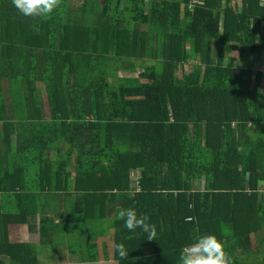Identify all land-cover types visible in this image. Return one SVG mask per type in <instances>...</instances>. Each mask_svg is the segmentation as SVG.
I'll use <instances>...</instances> for the list:
<instances>
[{
	"label": "trees",
	"instance_id": "16d2710c",
	"mask_svg": "<svg viewBox=\"0 0 264 264\" xmlns=\"http://www.w3.org/2000/svg\"><path fill=\"white\" fill-rule=\"evenodd\" d=\"M236 53L264 57V0H0V264H181L209 234L264 264V70Z\"/></svg>",
	"mask_w": 264,
	"mask_h": 264
},
{
	"label": "clouds",
	"instance_id": "9594fccd",
	"mask_svg": "<svg viewBox=\"0 0 264 264\" xmlns=\"http://www.w3.org/2000/svg\"><path fill=\"white\" fill-rule=\"evenodd\" d=\"M15 9L23 16L33 18L50 17L61 7L62 0H12ZM117 219L124 221V226L130 232L137 229L147 234V240H156V225L149 222L147 215H138L134 209H120ZM192 220L194 217H188ZM114 250L121 260L129 258V252L123 244H115ZM181 264H233V260L225 250L224 243L215 235H202L185 246L179 255Z\"/></svg>",
	"mask_w": 264,
	"mask_h": 264
},
{
	"label": "rangeland",
	"instance_id": "374dc122",
	"mask_svg": "<svg viewBox=\"0 0 264 264\" xmlns=\"http://www.w3.org/2000/svg\"><path fill=\"white\" fill-rule=\"evenodd\" d=\"M234 57H235V59H236V61H237V63H238V69L239 70H242V69H246V68H249V66L252 68V69H255L256 71L257 70H264V65L262 64V65H260L259 63H258V60L259 59H251L250 58V60H249V66L247 65V64H245L243 61H241V59L239 58V55L236 53V54H234ZM264 59V58H263ZM258 65L260 66V67H258ZM197 69V66H194L193 67V65H189V66H187L186 67V70L184 69V67L182 66L180 69H179V71H178V76L179 77H182L183 76V74L184 73H192V72H194L195 70ZM198 186H201L202 185V183H200V182H198V184H197ZM79 227L80 226H76L75 227V229H74V231L73 232H71V233H68V232H66L65 231V234H66V237L65 238H63V241H61L60 243H66V242H70V241H72V240H70L71 238H75L78 234H79V232H80V230H79ZM82 230L84 229L83 228V226L82 227H80ZM69 231H71L72 229H68ZM10 233H11V241L13 242V243H19V242H27V241H31V242H38V236H32V235H30V233H29V231H28V227H26V226H19V227H14V226H11L10 227ZM82 238V233H80V239ZM65 240V241H64ZM73 243L75 242L76 243V241H75V239L72 241ZM40 251H41V253H44V248H42V247H40ZM63 252V255H65V258L63 259L64 261H62V264H79L80 262L75 258V259H73V258H71L70 257V255H69V253H68V251H66L65 249H64V251H62ZM53 253L51 252H49L48 253V255L45 257V258H43V254H42V257L41 258H43V262H44V264H50V262L52 261V255ZM71 260H76V262L75 261H73V262H71ZM97 264H116L113 260H111L110 262H105V261H103V262H100V263H97Z\"/></svg>",
	"mask_w": 264,
	"mask_h": 264
},
{
	"label": "crops",
	"instance_id": "0c3cea01",
	"mask_svg": "<svg viewBox=\"0 0 264 264\" xmlns=\"http://www.w3.org/2000/svg\"><path fill=\"white\" fill-rule=\"evenodd\" d=\"M264 58V57H263ZM263 58H259V60H258V63L260 64V65H264V59ZM253 59H255V58H253ZM257 59V58H256ZM258 67H260L259 65H258ZM264 68V67H263ZM27 242H31V241H27ZM79 264H85V263H79Z\"/></svg>",
	"mask_w": 264,
	"mask_h": 264
}]
</instances>
